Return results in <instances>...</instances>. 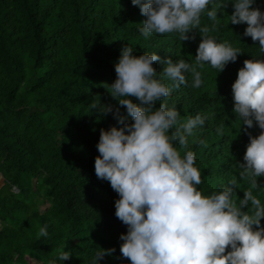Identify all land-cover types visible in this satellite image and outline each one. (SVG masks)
Returning <instances> with one entry per match:
<instances>
[{"label":"trees","instance_id":"obj_1","mask_svg":"<svg viewBox=\"0 0 264 264\" xmlns=\"http://www.w3.org/2000/svg\"><path fill=\"white\" fill-rule=\"evenodd\" d=\"M253 7L264 11V0ZM232 11L230 3L218 10L215 28L202 15L200 26L208 27L217 43L243 53L218 74L207 65L198 69L200 88L191 87L186 73L188 85L160 102L175 107L181 122L196 114L206 117L187 148L177 145L181 155L195 154L198 189L210 195L236 177L235 193L242 199L249 184L239 180L236 163H243L246 133L255 137L261 130L245 131L243 125L239 130L231 84L244 60L258 58L259 44L242 35L246 24L228 23ZM145 19L131 0H0V264H49L57 249L71 255L56 264H90L97 248L116 249L99 264H130L119 251V236L127 232L114 215L119 197L94 173L100 130L122 125L90 105L110 104L126 115L107 88L116 79L114 63L124 46L137 57L155 52L161 61L191 63L201 40L199 29L187 34L195 37L188 41L177 34L146 39L138 31ZM153 67L161 73L165 65L157 61ZM257 184L264 188V177ZM254 194L264 204V191ZM260 223L264 227V219ZM44 225L48 235L37 240Z\"/></svg>","mask_w":264,"mask_h":264},{"label":"clouds","instance_id":"obj_2","mask_svg":"<svg viewBox=\"0 0 264 264\" xmlns=\"http://www.w3.org/2000/svg\"><path fill=\"white\" fill-rule=\"evenodd\" d=\"M229 3L233 11L228 23L246 24L242 35L259 44L258 58L244 60L231 84L232 113L239 130L242 125L245 131L254 126L261 130L255 137L246 133L249 143L243 163H236L239 180L249 184L242 199L235 193L236 177L210 195L198 189L201 173L195 154L188 150L181 155L179 148H187L188 138L205 125L206 117L196 114L181 122L175 107L160 102L188 85L186 73L191 75V87L200 88L203 80L198 69L207 65L218 74L243 53L227 42L217 43L207 35L209 28L200 26L201 16L206 15L215 28L218 10ZM131 4L146 18L138 29L144 38L177 34L180 41H188L195 37L187 34L199 29L201 40L191 63L161 61L155 52L137 57L132 47L124 46L114 63L116 79L106 86L126 115L110 104L90 105L101 117L111 113L122 125L100 130L99 155L94 158L95 176L118 195L114 215L127 226L126 234L119 236L121 257L130 264H264L260 223L264 204L254 194L264 191L257 184V178L264 177V60L260 59L264 11L253 7L255 0H131ZM157 61L165 65L161 73L153 67ZM128 117L131 123L126 122ZM47 227L39 229L37 240L47 237ZM115 251L97 248L90 264H99ZM70 255L57 249L56 259L49 264L68 260Z\"/></svg>","mask_w":264,"mask_h":264},{"label":"rangeland","instance_id":"obj_3","mask_svg":"<svg viewBox=\"0 0 264 264\" xmlns=\"http://www.w3.org/2000/svg\"><path fill=\"white\" fill-rule=\"evenodd\" d=\"M3 179L1 180V182H0V187H2L3 186Z\"/></svg>","mask_w":264,"mask_h":264},{"label":"water","instance_id":"obj_4","mask_svg":"<svg viewBox=\"0 0 264 264\" xmlns=\"http://www.w3.org/2000/svg\"><path fill=\"white\" fill-rule=\"evenodd\" d=\"M0 176L2 177V179H3V181H4V178H3V176H2V174L0 173ZM3 185H4V183H3ZM1 188V187H0Z\"/></svg>","mask_w":264,"mask_h":264},{"label":"bare ground","instance_id":"obj_5","mask_svg":"<svg viewBox=\"0 0 264 264\" xmlns=\"http://www.w3.org/2000/svg\"><path fill=\"white\" fill-rule=\"evenodd\" d=\"M1 180H2V178H1V176H0V182H1Z\"/></svg>","mask_w":264,"mask_h":264}]
</instances>
